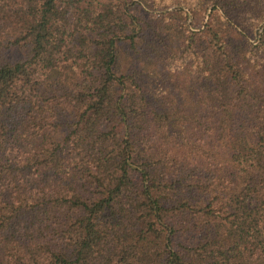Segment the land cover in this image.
Instances as JSON below:
<instances>
[{"label": "trees", "instance_id": "obj_1", "mask_svg": "<svg viewBox=\"0 0 264 264\" xmlns=\"http://www.w3.org/2000/svg\"><path fill=\"white\" fill-rule=\"evenodd\" d=\"M154 1L0 0V264H264V33Z\"/></svg>", "mask_w": 264, "mask_h": 264}, {"label": "rangeland", "instance_id": "obj_2", "mask_svg": "<svg viewBox=\"0 0 264 264\" xmlns=\"http://www.w3.org/2000/svg\"><path fill=\"white\" fill-rule=\"evenodd\" d=\"M150 1V0H149ZM156 1V2H155ZM158 11L186 9V27L202 28L212 5L226 9L251 43L264 33V0H155Z\"/></svg>", "mask_w": 264, "mask_h": 264}]
</instances>
